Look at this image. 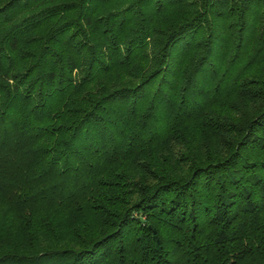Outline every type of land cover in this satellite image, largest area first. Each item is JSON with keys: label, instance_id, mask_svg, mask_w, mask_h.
<instances>
[{"label": "trees", "instance_id": "obj_1", "mask_svg": "<svg viewBox=\"0 0 264 264\" xmlns=\"http://www.w3.org/2000/svg\"><path fill=\"white\" fill-rule=\"evenodd\" d=\"M0 264H264V0H0Z\"/></svg>", "mask_w": 264, "mask_h": 264}]
</instances>
